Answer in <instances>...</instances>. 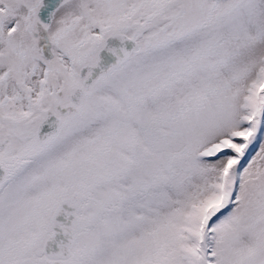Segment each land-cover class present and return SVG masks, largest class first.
<instances>
[{"label":"snow or ice","instance_id":"6c2138e0","mask_svg":"<svg viewBox=\"0 0 264 264\" xmlns=\"http://www.w3.org/2000/svg\"><path fill=\"white\" fill-rule=\"evenodd\" d=\"M0 264H264V0H0Z\"/></svg>","mask_w":264,"mask_h":264}]
</instances>
